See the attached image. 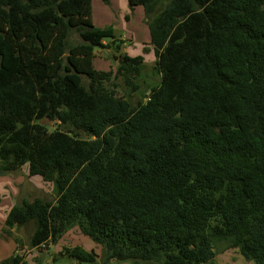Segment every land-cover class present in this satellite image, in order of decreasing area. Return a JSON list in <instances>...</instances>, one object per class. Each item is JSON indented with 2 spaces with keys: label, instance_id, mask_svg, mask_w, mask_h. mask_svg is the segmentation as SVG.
<instances>
[{
  "label": "trees",
  "instance_id": "trees-1",
  "mask_svg": "<svg viewBox=\"0 0 264 264\" xmlns=\"http://www.w3.org/2000/svg\"><path fill=\"white\" fill-rule=\"evenodd\" d=\"M92 1L0 0V176L27 165L57 190L6 227L34 221L43 248L77 223L104 264H210L217 241L264 264V0H129L161 75L137 107L107 81L138 89L144 57L96 68V49L121 43ZM21 250L0 264H31ZM60 254L98 264L82 246Z\"/></svg>",
  "mask_w": 264,
  "mask_h": 264
},
{
  "label": "rangeland",
  "instance_id": "rangeland-1",
  "mask_svg": "<svg viewBox=\"0 0 264 264\" xmlns=\"http://www.w3.org/2000/svg\"><path fill=\"white\" fill-rule=\"evenodd\" d=\"M124 8L129 7L128 0H124ZM108 1L105 0H94V8H104ZM165 5L163 0H160L157 4V7H162ZM107 7V6H106ZM130 8H132L130 6ZM116 13L123 25L118 20L114 21L115 27V36L118 43H122L121 37L127 36L128 32L133 30V24L138 22L140 18L133 14L130 19H125L123 15V6H118ZM109 27V26H108ZM80 39V36L76 32H72L70 37V43L73 44ZM110 40V39H108ZM128 46H130V40L127 41ZM147 44L139 47L141 51L139 53L144 56L149 57ZM113 50V49H112ZM112 55V64L106 68V70L117 71L120 64L117 63V57L115 55V49L111 53ZM147 57V58H148ZM154 57L148 58L150 62ZM157 59V57H156ZM145 60V57H144ZM153 63H148L144 66L141 76L139 78H133V81L138 83L139 88L134 89L133 85H128L125 81L124 76H113L112 79L107 81L108 85L114 87L120 93L124 94L127 99L131 102L133 107L139 106L140 103H144L148 100V94L153 86L159 84L161 75L156 71ZM43 124L48 126L50 130H53L57 127V124L54 121L49 119H43L41 121ZM84 138H87V134L82 135ZM28 166L25 165L22 168L16 170L13 173L0 176V261L10 258L16 250L19 253L22 252L21 246L27 252V259L32 264H45L46 261L47 249L51 247L46 245L43 248H32L30 245L31 237L33 232L36 229V223L34 221L29 222L28 224L22 227H15L8 229L6 227V217L8 212L16 205L22 204L24 200L32 201L35 197H43L49 201H55L57 198V190L51 182L44 181L39 176H30L27 174ZM45 184V188H38V182ZM8 229V230H6ZM88 236L82 233L77 223H73L69 226L68 231L64 234L61 239L60 247L63 251L66 247H75L83 246L85 244L84 240ZM20 240L22 245L18 247L16 240ZM53 244V243H50ZM61 252H56L53 256L51 264H58L59 260L63 261V264H80L78 261L71 259L69 256L61 255ZM105 256L100 259L98 264H104ZM129 262V261H125ZM244 262V263H243ZM119 263V262H118ZM49 264V263H48ZM210 264H256L253 260H248L241 255V252L238 247H231L226 241H217L215 243V257Z\"/></svg>",
  "mask_w": 264,
  "mask_h": 264
},
{
  "label": "crops",
  "instance_id": "crops-1",
  "mask_svg": "<svg viewBox=\"0 0 264 264\" xmlns=\"http://www.w3.org/2000/svg\"><path fill=\"white\" fill-rule=\"evenodd\" d=\"M124 0H109L108 4L104 8H94V0L92 1L93 5V21L94 24L97 27L105 28L111 25H114V21L118 20L121 25L122 22L120 20V17H118L116 13V9L118 6H123V15L125 16V19H130L133 14H136L140 18V20L136 23L133 24V30L131 32H128L127 36H122V43L119 52H116V57L120 55L121 53L123 54H128L130 56H138L141 55L139 51V47H141L144 44H147L148 56L145 57V65L148 63H153L152 65L156 66V54L154 51V48L151 44V34H150V26H149V18L146 14V11L143 6H136L133 8H130V3L128 0L129 7L124 8ZM114 28V34H115V27ZM116 35V34H115ZM130 40V46H128L127 41ZM109 40H105V43H108ZM112 50L110 49H96L95 51V59H94V64L96 68L100 70H106L108 66L112 64ZM152 58V60L149 62L148 58ZM117 63L119 64V59L117 58ZM27 174L29 175L28 171ZM38 188H45V184L41 183L40 181L38 182ZM64 236V235H63ZM62 236V237H63ZM57 243L49 244V247H51L49 250L47 249L46 254H47V259L46 261L44 260L45 264H51L50 262L53 259V256L51 258V255H54L56 252H62V248L60 247V242L61 239ZM85 244L82 246L88 251H95L99 257H98V263L100 259L103 257L104 254V248L102 245L96 243L93 241L91 238L87 237V239L84 240ZM31 263V262H30ZM244 263V262H243ZM32 264V263H31ZM55 264V262H54ZM58 264H63L62 260H59ZM66 264H71V263H66ZM108 264H131L130 262H115L111 261Z\"/></svg>",
  "mask_w": 264,
  "mask_h": 264
},
{
  "label": "built area",
  "instance_id": "built-area-1",
  "mask_svg": "<svg viewBox=\"0 0 264 264\" xmlns=\"http://www.w3.org/2000/svg\"><path fill=\"white\" fill-rule=\"evenodd\" d=\"M46 245L44 244L43 247H45Z\"/></svg>",
  "mask_w": 264,
  "mask_h": 264
}]
</instances>
